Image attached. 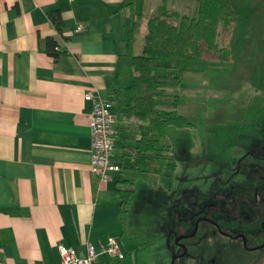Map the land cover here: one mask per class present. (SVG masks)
<instances>
[{"label": "crops", "instance_id": "1", "mask_svg": "<svg viewBox=\"0 0 264 264\" xmlns=\"http://www.w3.org/2000/svg\"><path fill=\"white\" fill-rule=\"evenodd\" d=\"M222 1L232 8L234 21L247 9L237 0ZM157 5L153 0H0V264H61L59 246L84 256L88 246L99 250L111 237L119 241L124 259L100 256L95 264H148L158 252L159 258L172 253L167 232L141 242L140 208L133 206L136 190L129 177L141 174L131 169L132 149L145 124L125 115L124 88L133 76L124 50L127 34L137 15L149 16ZM53 10L63 20L61 35L47 18ZM141 23L145 27L146 21ZM48 37L66 52L53 59ZM88 92L111 101L116 116L114 144L120 140L121 150L114 161L121 171L107 183H99L90 170ZM157 128L150 127L152 161L164 159ZM125 159L128 175L122 173ZM152 161L141 176L154 187L161 176ZM123 187L133 191L128 203L117 191ZM153 190L139 194L142 205L151 204ZM143 251L153 255L146 256L148 263Z\"/></svg>", "mask_w": 264, "mask_h": 264}, {"label": "rangeland", "instance_id": "2", "mask_svg": "<svg viewBox=\"0 0 264 264\" xmlns=\"http://www.w3.org/2000/svg\"><path fill=\"white\" fill-rule=\"evenodd\" d=\"M237 1L247 9L233 20L222 42L230 58L218 61L207 55L190 63L197 72L184 73L180 82L169 79L158 97L157 108L172 111L177 106L194 126L156 129L164 159L152 161L161 176L154 187L145 185L143 173L129 177L136 190L133 206L140 208L141 242L164 232L170 237L171 254L159 258L158 252L148 263L146 256L153 255L141 252L148 264H264V248L248 252L241 240L220 233L246 235L248 246L255 245L249 235L259 232L264 218V0ZM166 3L189 17L197 7L196 0ZM144 35L141 23L132 45L134 56L141 54ZM120 150L117 140L116 158ZM123 164L122 173L128 175V159ZM144 189H154L151 204L142 205L144 200L138 198ZM196 224L195 235L184 241L187 255L173 261L175 254L184 255L175 241L182 234L190 236Z\"/></svg>", "mask_w": 264, "mask_h": 264}, {"label": "trees", "instance_id": "3", "mask_svg": "<svg viewBox=\"0 0 264 264\" xmlns=\"http://www.w3.org/2000/svg\"><path fill=\"white\" fill-rule=\"evenodd\" d=\"M193 17L181 15L170 9L162 0L151 15H137L127 34L124 50L130 55L132 79L124 88L128 96L125 115L144 126L139 127V137L135 140L131 169L147 172L150 162L156 156L150 127L185 129L194 124L178 111L157 108V100L166 91L170 80L180 82L182 75L191 70L189 64L205 60L207 55L215 60L227 61L231 51L222 44L230 33L233 16L230 7L222 0H196ZM47 18L52 27L62 34L63 20L59 10L49 11ZM146 21L141 54L130 53L138 27ZM48 54L56 59L66 52L57 41L46 39ZM171 75H164V73ZM173 74V75H172ZM122 203L129 202L132 190L119 188ZM119 242V241H118Z\"/></svg>", "mask_w": 264, "mask_h": 264}, {"label": "built area", "instance_id": "4", "mask_svg": "<svg viewBox=\"0 0 264 264\" xmlns=\"http://www.w3.org/2000/svg\"><path fill=\"white\" fill-rule=\"evenodd\" d=\"M73 3L75 0H66ZM81 31V27L77 28ZM84 100L89 101L92 110L88 115L89 136L91 139V163L90 170L98 178L99 183H107L114 173L121 171V167L114 161V142L116 116L112 112L113 103L101 99L88 92ZM61 264H95L98 257L106 256L114 261H122L124 253L121 251L118 240L108 238L104 247L96 250L93 246L86 248V254L80 256L75 250L59 246Z\"/></svg>", "mask_w": 264, "mask_h": 264}, {"label": "flooded vegetation", "instance_id": "5", "mask_svg": "<svg viewBox=\"0 0 264 264\" xmlns=\"http://www.w3.org/2000/svg\"><path fill=\"white\" fill-rule=\"evenodd\" d=\"M262 221H263L262 228L259 229V232L256 233V234H250L249 235L251 240L255 241V243H256L255 245L248 246V244H247V236L246 235L237 234V233L233 234V233H229L227 231H221L220 233H222V235L224 237H226L227 239H230V240L239 239V240L242 241V243H243L242 237H244L245 245H244V243H243V245H244L246 251H248V252L249 251L259 250V249L264 248V218H263ZM181 238L182 239L179 240L176 245H177V247H179L182 250V254L181 255H183L184 249L182 248V246L186 247V244L184 243V241L187 240V239H190L192 237H190L189 235L182 234ZM186 255H187V250H186V252L184 253L183 256H179V255L176 256V254H175V257H176L175 260H177V259H179L181 257H184Z\"/></svg>", "mask_w": 264, "mask_h": 264}, {"label": "water", "instance_id": "6", "mask_svg": "<svg viewBox=\"0 0 264 264\" xmlns=\"http://www.w3.org/2000/svg\"><path fill=\"white\" fill-rule=\"evenodd\" d=\"M196 231H197V224H196V226H195V228H194L193 233L190 235V237H193V236L195 235ZM185 238H186V237H185ZM181 239H182L181 237L178 238V239L175 241V243L177 244L178 241L181 240ZM242 239H243V243H244V245H245L244 237H242ZM182 248L184 249V253H185V251H186V247H185V246H182ZM175 258H176V257H175ZM175 258H173V261L175 260ZM172 264H173V262H172Z\"/></svg>", "mask_w": 264, "mask_h": 264}]
</instances>
